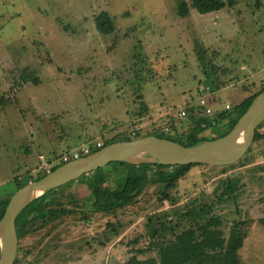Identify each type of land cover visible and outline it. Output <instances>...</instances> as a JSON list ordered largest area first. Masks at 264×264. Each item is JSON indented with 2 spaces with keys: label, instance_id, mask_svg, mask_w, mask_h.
<instances>
[{
  "label": "rangeland",
  "instance_id": "obj_1",
  "mask_svg": "<svg viewBox=\"0 0 264 264\" xmlns=\"http://www.w3.org/2000/svg\"><path fill=\"white\" fill-rule=\"evenodd\" d=\"M223 1L216 11L178 15V0H0V193L46 171L39 153L51 163L53 154L93 147L114 132L161 133L165 119H177L198 95L216 112L257 89L264 0ZM99 10L112 17L111 33L94 28ZM209 77L224 83L210 86ZM231 114L200 134L226 129ZM100 167L115 190L123 171L112 162ZM92 176L49 192L44 207L71 211L37 219L17 235L13 264H123L131 251L153 255V238H172L209 216L225 237L234 220L249 219L238 254L244 264H264V225L254 220L264 215V137L232 163L192 164L170 186L147 183L115 211L88 208Z\"/></svg>",
  "mask_w": 264,
  "mask_h": 264
},
{
  "label": "trees",
  "instance_id": "obj_2",
  "mask_svg": "<svg viewBox=\"0 0 264 264\" xmlns=\"http://www.w3.org/2000/svg\"><path fill=\"white\" fill-rule=\"evenodd\" d=\"M223 5V0H178L176 4V13L178 15H185L189 9H194L198 13L211 12L220 9ZM93 25L96 31L100 34H108L114 30L112 17L105 10H99L94 13ZM197 51L198 50H196V52ZM196 60L203 62L204 54L202 52H197ZM211 68L214 69L213 63ZM213 71L214 70L210 71L209 69L212 77L214 73ZM203 72L206 73L207 71L203 70ZM212 77H209V85H215L218 87L217 83L221 82L215 81ZM34 80L37 82L36 78ZM223 83L224 82L221 84ZM263 87L264 80L259 84L257 89L247 91L234 105L211 113L204 112L203 106L206 105L205 101L203 105H200L197 100L194 103L185 101L183 105L185 113L181 116L186 117V126L181 127L180 124H177L180 121L179 118H181V116L178 115L177 110L176 115H178V118L173 119L168 117V119H165L164 125L166 126V129L161 128V133L158 131L142 133L137 130L138 128H134L124 134H118V132L112 133L111 136L102 141L101 145L114 140L130 139L145 134L166 137L184 145L191 144L200 139L206 138L200 134L201 131L204 129L214 130L219 126L220 121L223 120L228 111H231L232 114L225 123L226 129H216L217 131L212 133L208 138L218 136L231 127L236 118L247 107L251 98ZM197 91H199L198 87ZM141 102L145 103L144 101ZM146 108L147 106L143 104L141 110H145ZM172 116L174 115H171V117ZM263 120L259 121L255 126L252 140L264 137V130H257V126ZM182 129H185V132L181 131ZM163 131L170 132V134L164 135L162 133ZM180 131L182 135H180ZM96 148L98 147L91 146L90 151L95 150ZM249 149L250 145L242 154L246 153ZM53 155V157H56L57 159L56 161L51 162L48 170L63 162L61 159H58L60 155L59 153ZM108 162H112L121 168L123 171L121 179L119 180L116 189L112 191L108 184V177L102 171L101 167L90 170L93 172V176L88 183L90 190L87 194L89 199L88 208L90 210L115 211L116 209L131 203L135 199L136 195L142 190V187L147 183H161L163 186H170L177 178L183 175L190 165L201 163L188 162L178 164H162L139 162L134 164L123 160H112ZM45 172L46 171H38L34 176L27 177V179L23 182L15 181V189L28 180L39 178ZM83 174L85 173H82L81 175ZM62 185L63 184L47 188L42 194L33 198L19 210L14 220L17 235L27 233V226L37 219L45 220L46 218L69 213L71 211L69 208L59 209L44 207L43 202L49 192ZM224 187L226 189L229 188V183L227 182ZM10 193L11 192L0 193V216ZM48 201H53V199L50 198ZM248 220L249 219L234 220L229 227L227 236L225 237L221 229L218 227L219 221L217 217L209 216L203 220L195 221L193 225L181 228L173 235L172 238H153V240L151 242L149 241L147 244L148 249L155 250L153 255L139 257L136 254L138 251H131L132 253L126 256L123 264H244L240 259L238 249L243 243L246 234V223ZM254 220L258 224L264 225V215L256 217ZM156 229L157 228L155 227L152 229L153 234ZM161 237H165V235H161Z\"/></svg>",
  "mask_w": 264,
  "mask_h": 264
},
{
  "label": "water",
  "instance_id": "obj_3",
  "mask_svg": "<svg viewBox=\"0 0 264 264\" xmlns=\"http://www.w3.org/2000/svg\"><path fill=\"white\" fill-rule=\"evenodd\" d=\"M263 119L264 87L251 98L231 127L218 136L200 139L187 145L153 134L118 139L83 155L67 159L47 170L39 178L26 181L10 193L0 216V264H13L14 261L17 247L14 223L16 214L47 188L65 183L112 160L134 164H228L237 160L247 149L252 142L255 126Z\"/></svg>",
  "mask_w": 264,
  "mask_h": 264
},
{
  "label": "built area",
  "instance_id": "obj_4",
  "mask_svg": "<svg viewBox=\"0 0 264 264\" xmlns=\"http://www.w3.org/2000/svg\"><path fill=\"white\" fill-rule=\"evenodd\" d=\"M198 89H199V90H202L203 88H202V87H199ZM197 101H198V103H199L200 105H203L205 100H204V98H203L202 95H198V96H197ZM228 107H229V104H228V103H225V104H224V108H228ZM203 109H204V112H205V113H209V112H211V109H210L209 106L204 105V106H203ZM184 113H185L184 108L181 107V108L178 109V115L181 116V115H183ZM163 128L166 129V126L164 125ZM132 133H133V131H132ZM101 144H102V143H101L100 140H95V141L93 142V146H94V147H99V146H101ZM90 148H91V146H89L88 144H80V145L77 146V147H74V148H71V149H69V150H67V151L62 152V153L59 155L58 159H61L62 161H65V160H67L68 158H73V157H77V156H79V155H83V154L89 152V151H90ZM37 156H38V158H39V166H41L44 170L47 171V170L49 169L51 163H50L48 160H46V159L44 158L43 154L39 153Z\"/></svg>",
  "mask_w": 264,
  "mask_h": 264
}]
</instances>
